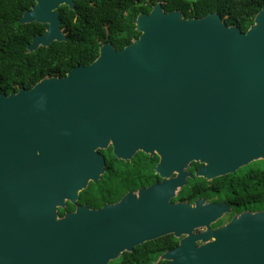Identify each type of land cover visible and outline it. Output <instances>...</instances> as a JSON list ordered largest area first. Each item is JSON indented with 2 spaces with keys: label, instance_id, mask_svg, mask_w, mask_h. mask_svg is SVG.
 <instances>
[{
  "label": "water",
  "instance_id": "water-1",
  "mask_svg": "<svg viewBox=\"0 0 264 264\" xmlns=\"http://www.w3.org/2000/svg\"><path fill=\"white\" fill-rule=\"evenodd\" d=\"M59 5L75 7L35 0L22 13L20 24H46L28 52L66 41ZM135 31L64 76L0 93V264H108L168 234L178 245L153 264H264V209L211 228L225 202L171 201L187 178L264 160V5L243 32L217 12L185 18L159 4ZM108 147L123 161L157 156L161 181L99 208L77 203L104 174Z\"/></svg>",
  "mask_w": 264,
  "mask_h": 264
},
{
  "label": "trees",
  "instance_id": "trees-1",
  "mask_svg": "<svg viewBox=\"0 0 264 264\" xmlns=\"http://www.w3.org/2000/svg\"><path fill=\"white\" fill-rule=\"evenodd\" d=\"M32 2L33 0H0V93L9 94L22 87L30 88L43 77L64 76L73 66L92 62L103 42L109 41L117 49H121L139 36L133 24L134 15L121 24L114 15L112 0H100V3L96 2V8L84 5L87 7L84 11L81 10V0H75V11L83 17L79 21H86L82 24V29L66 41H54L48 47L41 46L28 52L26 46L31 41L34 26L20 24L18 20ZM169 3L171 8L181 10L185 18H199L210 12H217L225 24L236 25L243 32L253 22V17L264 5V0H170ZM68 12L75 13L72 10ZM100 18H108V37H105V27L98 24ZM78 22L74 23V29L81 27ZM111 150V147L100 150L105 157L106 172L98 182L88 184L80 193L79 202L99 208L106 202L118 199L127 189L149 185L158 179L154 172L157 156L138 152L131 161L124 162L116 159ZM261 162L262 164L257 162L252 167H243L234 173L214 178L211 182L230 196L239 208L253 206L264 209V160ZM199 166V163L192 162L190 169ZM192 190H195L194 187L186 192L187 197L192 196ZM182 196L183 193L172 200L182 199ZM65 209H73V206L68 203ZM65 209L58 210L60 216ZM176 243L171 235L162 236L136 246L132 252L122 253L118 259L108 264H153L161 253Z\"/></svg>",
  "mask_w": 264,
  "mask_h": 264
},
{
  "label": "flooded vegetation",
  "instance_id": "flooded-vegetation-1",
  "mask_svg": "<svg viewBox=\"0 0 264 264\" xmlns=\"http://www.w3.org/2000/svg\"><path fill=\"white\" fill-rule=\"evenodd\" d=\"M169 1L170 0H112V8H113V11H114V15L121 22V24H123L127 19H129L132 15H134L133 24H134V27H135V20H136L137 16L139 14H141V13L148 14L151 11V9L153 8V6L156 5V4H159L163 8V10L165 12L166 11H170V10L171 11L172 10H179L178 8H171V5H170ZM96 2H99L100 3V0H81L80 4L81 5L83 4L82 5L83 8L81 10L84 11V10L87 9V7H85L84 5H86V6L92 5L94 8L98 7V5L96 4ZM74 3H75V0H74ZM34 4H35V0H33L32 4H30L29 7L26 10H29L32 7V5H34ZM74 6H75V4H74ZM64 7H66V8H64ZM166 7H168V9ZM26 10H24V11H26ZM68 10H72L75 13H71V12L69 13ZM75 10H76V6L74 7V9H69L66 5H59L57 7L58 16H59V19H60L61 32L66 37V40H67V38H71L72 35L77 34L79 32V30L82 29V24L84 25L85 22H86V21L84 22V20L82 22L79 21L83 17H82L81 14L77 13ZM136 10H138V11H136ZM179 11L181 12V10H179ZM76 22H78L81 27H79V28H76L75 27V29H74V23H76ZM28 24H32L34 26V29L32 30L33 32H32L31 37L34 36V35L42 34L43 31L46 28V24H42V23L33 22V23H28ZM98 24H102L105 27V30H104L105 35H106L105 37H108L109 36L108 35V32H107V30H109L108 29V18H100L98 20ZM72 29H74V30L72 31ZM106 42H109V41H106ZM99 152H100V150H99ZM135 154L133 155V157L135 156ZM132 158L130 160H128V161H131ZM118 160H120V159H118ZM128 161H124V162H128ZM157 161H158V158H157ZM105 164H106V161H105ZM190 167H191V164L188 167V170L192 174H194L195 170L197 168H199V167H197V168H193L191 170ZM104 168H105V166H104ZM125 168H127V166ZM105 172H106V169H105ZM155 174H157V173H155ZM157 178H158L157 180H155L154 182H152L150 184H153L155 182H160L161 181V178L158 176V174H157ZM146 186H148V185L139 186V187H137L135 189H127V190H125V192H123L120 195V197L118 199H116L115 201L106 202V203H115L118 200H120L122 198V196L124 194H126L127 192H129V191H137L139 188L146 187ZM193 187H194L195 190L194 191L193 190L191 191L192 196L191 197H187L186 192L189 189L193 188ZM182 193H183V196H182L183 198L182 199H178V200H175V201H173L171 199V201L172 202L181 201V202L193 203L196 199L202 198V199H204L203 202L205 204L225 202V204L229 207V211H226L219 219H217V221L215 223H212L210 225L211 228H215L217 226H220L222 224H225V223L229 222V220L234 215H238V214H240L243 211L255 212V211L262 210V209H256L253 206H249V208H243V207H240L239 208L236 205V203L233 202V200L231 199L230 196L224 194L221 191V189H220L219 186H216V185L212 184L211 180H206V179L201 178V177L187 178L186 179V185H184L183 187H181L177 191V195L176 196H178V195H180ZM79 199H80V195H79V198L77 200V203H79V204H86V203L79 202ZM67 204H66V206H67ZM66 206H65V208H66ZM73 210H74V206H73V209H65L64 212H66V211H73ZM203 229H205V228L202 227V228H199V229H195L194 232H198V231H201ZM168 235H171L172 236V234H168ZM173 239H176L177 243H176V245L172 246L171 248H174L175 246H177L178 245V242H179V238H174L173 237ZM171 248H169V249H171ZM163 262L164 261H159L158 264H161Z\"/></svg>",
  "mask_w": 264,
  "mask_h": 264
},
{
  "label": "rangeland",
  "instance_id": "rangeland-1",
  "mask_svg": "<svg viewBox=\"0 0 264 264\" xmlns=\"http://www.w3.org/2000/svg\"><path fill=\"white\" fill-rule=\"evenodd\" d=\"M257 162H260L259 164H262V162H261V160H258V161H254V162H251V163H249L248 165H246V166H244L245 167V169L246 168H248V167H252V166H254ZM258 164V163H257ZM243 168V167H242Z\"/></svg>",
  "mask_w": 264,
  "mask_h": 264
}]
</instances>
